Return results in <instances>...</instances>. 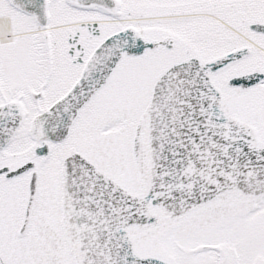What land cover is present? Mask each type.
<instances>
[{"label": "water", "instance_id": "1", "mask_svg": "<svg viewBox=\"0 0 264 264\" xmlns=\"http://www.w3.org/2000/svg\"><path fill=\"white\" fill-rule=\"evenodd\" d=\"M11 2L19 6L16 0ZM250 27L264 32V25ZM130 37L125 31L101 45L94 52L92 64L61 103L33 120L31 134L38 138L61 134L62 138L79 107L105 81L122 51L138 54L148 45L138 34L131 40ZM94 60L101 64L96 66ZM227 60L220 58L207 69L198 61L179 64L156 83L133 140L142 196L124 191L83 158L73 155L65 161L63 183L67 199L88 202L91 212L103 217L109 214L104 207L113 204L114 199L122 203L121 221L109 224L108 229L99 227L97 231L101 233L93 239V248L99 250L88 255L99 256L96 264L126 263V225L144 221L149 206L158 205L166 216H177L224 190L238 189L240 194L250 195L264 192V147L257 145L252 128L226 114L221 95L208 78L211 69L220 68ZM14 105L3 106L0 116ZM6 121L11 122L10 118ZM11 124L13 129L18 126L14 121ZM1 127L0 135L8 138L3 136ZM66 236L69 243L74 241L69 233ZM81 252L73 249L79 264L89 258L86 251Z\"/></svg>", "mask_w": 264, "mask_h": 264}, {"label": "rangeland", "instance_id": "2", "mask_svg": "<svg viewBox=\"0 0 264 264\" xmlns=\"http://www.w3.org/2000/svg\"><path fill=\"white\" fill-rule=\"evenodd\" d=\"M164 4L169 12H183L184 10L189 16L193 12H198L199 9H206L209 10L207 12H210L214 7L217 8L215 0H165ZM0 11L8 12V9L3 11L0 3ZM15 17L18 19V16ZM157 17L155 16L153 20H141L139 26L152 38L161 35L162 31L166 30L165 27L169 26L167 32L172 35L175 34V38L172 37L173 47L169 49L162 48L160 51L149 49L142 56L124 57L121 60V64L109 81L79 112L71 128L68 145L60 143L57 146L62 148L61 153H55L58 160L57 164L61 157L72 151H79L120 184L133 191L136 190L137 183L131 154V139L134 125L149 99L151 86L155 79L178 55H196L206 60L225 53L224 50L217 49L216 46L226 49L231 45L238 47L240 42H243L242 39L236 38L230 29L225 28L227 31L224 32L219 28V32L214 36L199 37L201 42L196 45L186 40L192 37L187 34V24L186 27L184 26L188 17H186L185 23L182 18H179L167 26H165V22L157 19ZM198 17L194 19L198 22L196 27L202 25V20L208 22L207 18ZM256 17L263 20L264 9L260 11L259 15L256 13ZM1 18L0 25L3 21ZM236 19L239 20V18ZM12 24L14 27L17 26L15 20H12ZM4 26H6V23ZM109 26L113 27L112 25ZM5 32L7 31L0 29V71L7 70L0 76V85L8 84L13 80L14 85H17V87H0V99L4 100L10 95L22 96L25 98L24 100L21 98L22 101L26 103L25 105H28L27 88L20 80L23 76L22 72L29 73L27 70L32 69L33 61H28L24 65L17 62V59H23L25 54L35 53V51L28 38L22 37L21 33L7 39L3 36ZM13 32L11 35H13ZM251 36L247 33V36L242 35L241 37L247 39ZM3 43L5 44L3 45ZM247 44L248 42L245 45ZM7 49L12 53L9 58L5 56ZM253 61H264L262 51H252L248 59H238L233 63L224 65L214 73V76L216 81L224 87V102L228 111L239 119L255 126L264 144V82L258 87L245 90L229 88L224 85V80L231 75L252 69ZM41 63L40 67L44 69L45 63L42 61ZM8 66L13 69L14 74L8 72ZM29 74L36 76L33 73ZM40 74L44 76L45 71L42 70ZM5 89L14 91V93H8L4 91ZM19 140L20 138L17 139V141ZM57 183L49 175V171L44 173L43 189L48 196L50 195L51 200H54ZM20 184L22 183L18 182L14 187ZM179 220L178 222L174 220L156 228L154 233L149 236L138 233L134 228H131L130 232L133 235L136 249L140 252H156L165 247L168 251L166 254L162 252L163 255L175 259L177 264H216L214 255L204 256V254L210 255L213 253L210 251L211 249L205 250L204 248L205 245L214 243L210 238H220L221 241L233 238L240 242L244 241V237L251 233L252 239L239 247L234 245L233 248H226L227 246H225L222 249L219 245L222 242L216 241L218 251H215V253H220L218 263L225 264L224 262H228L226 258L232 253L244 252L249 254L252 251L253 254L262 258L256 263H264V195L245 198L238 196L236 193H227ZM197 236H199V239H197ZM256 237H259V239L255 240ZM66 247L64 237L60 232L57 237V248L66 249Z\"/></svg>", "mask_w": 264, "mask_h": 264}, {"label": "flooded vegetation", "instance_id": "3", "mask_svg": "<svg viewBox=\"0 0 264 264\" xmlns=\"http://www.w3.org/2000/svg\"><path fill=\"white\" fill-rule=\"evenodd\" d=\"M113 1L116 5L106 9L95 3L80 4L78 0H47V11L50 15L47 25L42 31L40 29L42 27L39 25L38 29H33L36 38L30 39V44L35 53L25 54L23 59H20L24 65L28 61H33L32 69H28L27 72L36 74L34 76L22 72L21 83L26 86L27 92L35 90V92L41 93L38 95L40 103L38 100L36 101L37 106L29 103L25 105L21 101L26 113L29 110L34 116L63 95L79 76L93 48L106 36L128 25L138 27L143 32L139 22L154 18L149 14L153 13L151 4L156 0H142L143 4H137L139 0ZM163 2L159 1L161 5L164 4ZM105 5H107L106 2ZM9 7L5 1L2 10L5 11ZM17 13H19L18 17L21 19L22 26L27 25L28 29H32L33 22L29 21H34V19L22 12ZM172 13L166 9L164 4L157 19L165 22V26H167L168 17ZM25 23L26 25H24ZM144 33L150 40H154L153 50L160 51L162 48L173 47L172 36L167 31H162L161 35H157L155 38L148 36L146 31ZM41 39H43V43ZM180 58L178 55L172 60V63L180 60ZM41 61L45 63L44 69L40 67ZM42 70L45 71L44 76L40 74ZM19 97L25 99L22 96ZM24 130H26L24 126H21L18 133L20 140L17 141L18 138L13 140L15 141L14 148L17 145H22V148L17 147L16 153H0V168L9 167L8 171L0 173V224L2 227V231H0V264H74L68 247L66 249L57 248V237L60 234L57 224L60 211L56 193L54 200H51L50 195L48 196L43 189L46 171H49V175L56 181L58 160L55 153H61L62 148L57 147L60 142H48V149L44 152L46 154L38 155L34 152L33 141L26 137ZM61 143L68 145L65 142ZM28 161L34 163L32 169L12 178L6 177L9 171ZM32 172L37 174V187L30 205L28 220L21 231L28 199L27 184ZM18 182L22 184L14 187ZM170 222L172 221L162 218L155 225L148 226L143 231H137L135 227L129 229L134 228L138 233L149 236L154 233L156 228ZM133 245L135 251L140 255L159 258L169 264H177L175 259L163 255V253L166 254L165 247L156 252H140L135 247L134 238ZM210 246V244L205 245V250H210ZM210 251L213 253L206 256L214 255L217 261L218 254H214L216 247L214 246ZM253 253V251L249 254L244 252L232 253L226 258L228 262L224 263L264 264L256 263L262 258Z\"/></svg>", "mask_w": 264, "mask_h": 264}, {"label": "bare ground", "instance_id": "4", "mask_svg": "<svg viewBox=\"0 0 264 264\" xmlns=\"http://www.w3.org/2000/svg\"><path fill=\"white\" fill-rule=\"evenodd\" d=\"M5 1L6 0H0V3L3 5ZM24 1H25V5H21L20 8L17 5H14L13 7H9L8 12L7 11H5V12H1L0 11V17H2L1 19H3V21H1L2 25H0V29L7 31V32H5L3 34V36H5L7 39H10L12 36L19 35L21 33L22 37L23 36L24 37L27 36L28 40L30 41V39H35L36 38L35 31L33 29H38V27L40 26V27H42V28H40L41 31H42L43 28L47 25L48 19L50 17V15H49V13L47 11V7H46L47 6V0H45V1L40 0V2L38 0H31V2L29 0H24ZM153 1H155V0H153ZM161 1L163 2V0H161ZM78 2L80 4L95 3L96 5H98L100 7H103V8H106V9H109L112 6L116 5L115 1H113V0H83V1L82 0H78ZM105 2H106L107 5H105ZM155 2L157 3V7L160 5L157 8L158 12H157V9L154 11L155 15L157 16L161 12V9H163L164 4L161 5L159 3V1H155ZM155 2H153L152 4L150 3L152 9L155 6ZM137 4H143L142 0H139ZM40 5H42V7L38 8L37 6H40ZM21 9H25L28 12H24ZM233 9L234 8L231 5L226 7V6H221L218 3V7L214 8V9H211L210 12L213 13V14L219 15L220 18L222 20H224V15L226 14V12L228 10H233ZM263 9H264V0H260V1H258L256 7H249V6L247 7L246 12L248 13V15L243 14V13H239L237 11H234V13H235L234 18H239V20L236 19V20H233L232 22H229V23L225 22L227 24L226 27H222L221 24L217 25L216 22L213 21V17H212V15L210 13L200 9L198 12H193L190 15L191 18L188 16L187 22H186V20H183L184 22H186V24H188V26H190V27H188L187 31L189 33V36L190 37L192 36L191 38H193V39L187 38L186 40H187V42H190V43H193V44L197 45V44H199L201 42V41H199L200 40L199 37H202L203 35H206L204 37H209V36L211 37V36H214L215 34H217V32H219V27H222L221 29L224 30V32L227 31L225 29V28H227V29L231 30L232 34H234V36L236 38L243 40L242 43L244 44V49H241V48L237 49L235 45L228 46L229 44L227 45L228 47L226 49L222 48L221 46H216L217 49L224 50L225 53H223V54H221L219 56H214L212 58L206 59L204 61L203 66H206V69L208 67H210L211 65L214 66L216 64L215 61L220 59V58H223L224 61L227 60L228 58L232 59L229 62L227 60L225 62L226 64L233 63V62L237 61L238 59L246 60V59H248L251 56V54H250L251 51H255V50L256 51H264V33L261 36H259L258 35L259 31H255V30L251 29V27H250L252 24L264 25V19L263 20L262 19H255L256 18V13H257V15H259L260 11L263 10ZM20 11H22L24 14H27L28 16H30V17H32L34 19L35 23H34L33 20L29 21V22H33V28L32 29H28L26 23L24 24L26 26H22V24H21L22 22L20 21L21 19H19V17H18V19H16L15 16L19 15V13L18 14H16V13L20 12ZM150 15L152 16V14H149V16ZM198 16H207L208 21H209V23H208L209 25H208L207 28H203L202 25L200 27H196V23H198V22L195 21L194 19H196V17H198ZM190 19H192V20H190ZM198 19H199V17H198ZM12 20H15V23L17 25L16 27L13 26ZM189 21H190V23H189ZM242 21H243V24L245 23V25L243 26V24H241L239 26V23L242 22ZM5 23H6V26H4ZM128 26H130V25H128ZM16 29H19V30H16ZM245 29L246 30L250 29V32L249 31L248 32L253 37L251 36V38H247V39L241 37L242 35L247 36V33H246ZM13 31H15V32H13ZM12 32H13V35H11ZM170 36L175 38V34H173V35L170 34ZM17 38H19V37H17ZM39 38H41V37H39ZM142 38H143V41L148 42L150 44H154L155 43L154 40H150L148 37H142ZM194 38L196 40H194ZM41 42L42 43L44 42L43 39H41ZM101 42L102 41H100V43ZM246 42H248L247 45H245ZM4 44L5 43H3V45ZM213 47H215V46H213ZM146 51H147V49H145L143 51V53H145ZM5 52H6L5 56H7L8 58L12 54V53H10V51L8 49ZM179 56L181 58L184 57V55H179ZM119 57H120L119 60L113 66L112 72H111V74H110V76H109V78L107 79L106 82H108V80L110 79L112 73L114 74V72L116 71L118 66L121 64L120 60H122L124 57H130V56L125 55L124 53H121ZM17 62L21 63L19 58L17 59ZM253 64L257 65L258 62L257 61H253ZM7 68H9L8 69L9 73L13 71V69L10 68V66H8ZM252 69H250V70H252ZM217 70L218 69H215V70L211 69V71L208 72V75L209 76L213 75V73L215 71H217ZM6 71L7 70L0 71V76L2 74H4ZM259 71L263 72V70H259ZM246 73L247 72H243V71L240 72V73H237V74H235V76H231V80H233L235 83L242 84L243 81H238V78L241 77L240 76L241 74H246ZM242 77L246 78V81H244V82H247L250 79V76H242ZM250 81H251V79H250ZM259 81H260L259 83L258 82L254 83L253 87H258V85L263 84L264 78L260 79ZM104 84L96 92H98L104 86ZM0 87H2V88H4V87L14 88V87H17V85H14V81L12 80L8 84L0 85ZM4 91H6L8 93H14V91L6 90V89ZM95 93H93L92 96H94ZM28 96H29V101H28L29 104H33V106H37V104H36L37 100L40 103V100H39L38 96L35 94V90L28 91ZM91 97L86 102H84L83 105H81L79 107V109L77 111V115L75 117V120L77 119V116H78L79 112L81 111L82 107L85 104H87L90 99H92ZM2 100L3 99H0V110H2L3 106L5 107V106H8L9 104H15V105H14L13 108L10 109V111L8 113L4 114L3 116H0V126H2L1 128L4 131V135L3 136H5V135L8 136V138L4 137V139L0 142V153H12V152L16 153L17 147L22 148V145H17L15 148L13 147V145H14V141L13 140L16 139V138H19V136H20V134H18V133L20 132V127L21 126H24V128L26 129V130H24L26 132V137H28L31 141L34 142V143L32 142V145L34 147V152L35 153H41L39 151V147L46 146V144L48 145V142H55L56 141V140L53 139V137L48 136V134H45L43 136L45 139L35 137L33 133L31 134V132H30V130H31L30 124L33 121L32 120L33 114L31 112H29L28 109H27L28 112L27 113L25 112L24 105L21 104L22 100L19 98V96L10 95L6 99H4L3 101ZM7 118H10V120H11V122L9 124H8V121H6ZM13 121H14V124H15V122L19 124L18 127L15 124L16 125L15 129H13V127H12L13 125L11 124ZM74 122L75 121H73L70 129L73 127ZM255 134H256V138H257V145L258 146L264 145L263 144V140L260 139L259 132H258L257 128H255ZM0 138H2V137L0 136Z\"/></svg>", "mask_w": 264, "mask_h": 264}, {"label": "trees", "instance_id": "5", "mask_svg": "<svg viewBox=\"0 0 264 264\" xmlns=\"http://www.w3.org/2000/svg\"><path fill=\"white\" fill-rule=\"evenodd\" d=\"M258 1H260V0H217V1L215 0V5L217 7H218V3H219L221 6H226V7L231 5V6H233L234 9L233 10H228L226 12V14L224 15V20H222L220 18V16L217 15V14H213L211 12H208V13H210L212 15L213 21L216 22L217 25L221 24L222 27H226L227 24L225 22L229 23V22H232L233 20H236V18H234V15H235L234 11H237L239 13H243V14L248 15V13L246 12L247 7L248 6L249 7H256ZM214 8H216V7H214ZM202 10H204L206 12L209 11V10H206V9H202ZM201 17H202V19H204V17L207 18V16H201ZM255 19H260V18L256 17ZM207 20H208V18H207ZM208 23H209V21L208 22H204V20H202V27L203 28H207L208 25H209ZM241 24H243V21L239 23V26ZM222 27H219V28H222ZM203 36H206V35H203Z\"/></svg>", "mask_w": 264, "mask_h": 264}]
</instances>
